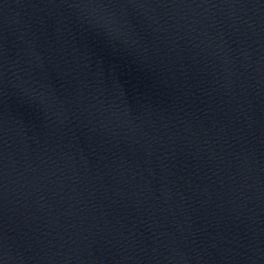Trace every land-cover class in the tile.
<instances>
[{
	"label": "water",
	"instance_id": "1",
	"mask_svg": "<svg viewBox=\"0 0 264 264\" xmlns=\"http://www.w3.org/2000/svg\"><path fill=\"white\" fill-rule=\"evenodd\" d=\"M0 264H264V0H0Z\"/></svg>",
	"mask_w": 264,
	"mask_h": 264
}]
</instances>
